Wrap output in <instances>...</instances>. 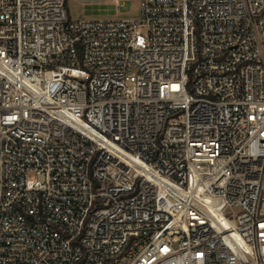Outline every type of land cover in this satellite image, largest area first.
I'll use <instances>...</instances> for the list:
<instances>
[{"label": "built area", "instance_id": "obj_1", "mask_svg": "<svg viewBox=\"0 0 264 264\" xmlns=\"http://www.w3.org/2000/svg\"><path fill=\"white\" fill-rule=\"evenodd\" d=\"M66 2L0 0V264H264V0Z\"/></svg>", "mask_w": 264, "mask_h": 264}, {"label": "rangeland", "instance_id": "obj_2", "mask_svg": "<svg viewBox=\"0 0 264 264\" xmlns=\"http://www.w3.org/2000/svg\"><path fill=\"white\" fill-rule=\"evenodd\" d=\"M66 6L74 19H134L141 12L140 0H67Z\"/></svg>", "mask_w": 264, "mask_h": 264}]
</instances>
